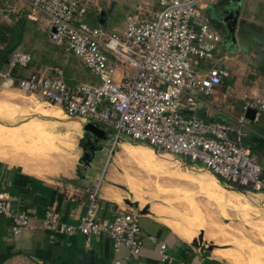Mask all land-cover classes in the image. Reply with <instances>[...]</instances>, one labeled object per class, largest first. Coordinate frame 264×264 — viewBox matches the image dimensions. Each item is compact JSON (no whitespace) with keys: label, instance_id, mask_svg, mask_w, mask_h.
Masks as SVG:
<instances>
[{"label":"built area","instance_id":"obj_1","mask_svg":"<svg viewBox=\"0 0 264 264\" xmlns=\"http://www.w3.org/2000/svg\"><path fill=\"white\" fill-rule=\"evenodd\" d=\"M215 1L161 0V8L151 16L127 14L121 33L90 25L83 0H31L28 19L38 21L45 15L51 40L78 57L97 79L72 84L61 72L23 74L32 61L31 53L24 51L11 54L0 76L6 86L36 95L71 116L103 124L115 141L125 137L148 143L190 158L229 184L264 193V165L244 142L246 111L255 110V119L264 114V84L255 94H245L243 112L234 123L186 111L195 108L198 94L212 93L225 75L211 65L223 42L206 11ZM99 190L96 186L90 191L78 223L62 221L50 210L44 226L68 236L106 234L113 242L114 264L131 262L144 247L141 214L120 209L110 218L101 217ZM0 215L11 219L15 236L32 226L30 213L17 207L6 191L0 192ZM149 238L166 261L167 243L154 235Z\"/></svg>","mask_w":264,"mask_h":264},{"label":"rangeland","instance_id":"obj_2","mask_svg":"<svg viewBox=\"0 0 264 264\" xmlns=\"http://www.w3.org/2000/svg\"><path fill=\"white\" fill-rule=\"evenodd\" d=\"M30 1L0 0V26L9 30L7 38L13 43L17 34L15 28L25 18L24 10ZM83 1L90 10V18H87L90 25L99 26L100 19L104 18L102 26L107 32L121 33L125 30L127 14L151 16L162 6L161 0ZM260 1L264 2L246 0L234 38L225 33L232 43L227 53L232 50V80L236 88L230 92L226 87L222 90L227 93L226 101L238 108L245 98L242 90L259 89L264 84V3ZM232 3L233 0H216L214 4L219 8ZM20 26V43L24 49L33 48L37 53L42 47L53 48L54 43L47 39V34H43L46 38L39 37L40 40L32 42L25 24ZM58 54L64 65L71 64L76 70L78 78L73 80L86 82L84 73L97 79L89 69H83L75 55ZM225 62L228 65V61ZM3 82L0 78L1 160L21 161L24 166L54 180L86 178L88 164L106 149L102 154L104 176L108 177L114 166L116 173L112 183L126 197L139 202L140 209L150 207L154 213L164 215L165 221L181 234L195 239L190 241L193 246L211 256L232 264H261L256 261L254 250L264 251V193L229 186L204 166L183 164L176 155L159 152L129 138L117 142L108 133L107 138L94 141L84 131V120ZM200 97L211 98L204 93ZM54 112L60 113L63 121H59ZM67 122L74 127L69 128ZM91 144L101 147L100 150L95 153V149L89 148Z\"/></svg>","mask_w":264,"mask_h":264},{"label":"crops","instance_id":"obj_3","mask_svg":"<svg viewBox=\"0 0 264 264\" xmlns=\"http://www.w3.org/2000/svg\"><path fill=\"white\" fill-rule=\"evenodd\" d=\"M239 1L241 2L240 14H244V7L247 5L246 0H233L232 5L225 7L218 8V5L212 4L206 8L212 25L218 28L224 36L227 34L228 37H231L230 35H232V14L237 9ZM260 3L264 2L260 1ZM27 8H25V12ZM89 12L88 9L86 21L87 18H90ZM101 19L103 23H98L99 26L105 24L104 18ZM21 21L19 22L20 25L25 24L32 42L40 40L37 39L39 37L46 38L43 34H47V39L54 43L53 48L42 47L39 52L37 50V53L32 50L33 48L30 51L24 49L25 47L20 43L14 51L29 52L32 55V60H34L21 72L26 75L31 72H43L49 75H58L59 72L62 74L65 72L69 78H78L72 65L68 63L64 65L62 59L58 58L60 56L58 53L61 52L64 55L75 56L68 53L63 45L51 40V29L45 15L42 14L38 21L30 20L27 16ZM20 25L16 29L19 30L21 37L22 28ZM222 25L228 28V31ZM8 31H6V27L0 26V53L8 49V44L11 46L15 44L7 38ZM229 44L232 43H229L228 39L224 37L221 52L211 62V65H215L225 72L222 83L212 93H204L211 98H201L202 93L198 94L199 99L195 108L189 111L186 110L188 113H195L205 120L220 119L234 123L243 112V101L240 103V108H238V105L235 107L225 99L227 93L224 91L227 89V92H230L236 88V82L232 80V50L227 53V50L230 49ZM10 57L11 55L8 59ZM75 58L83 64L79 58ZM8 61L6 63L0 62V68L6 69ZM225 61H228V65ZM84 67L86 66L83 64V69ZM67 75L63 76L68 78ZM83 75H85L83 79L86 82L96 80L93 76L86 75V73ZM227 77H229V80L226 79ZM0 78L3 79L1 76ZM225 81H227L226 86L224 85ZM69 82L76 84L85 81L73 80ZM224 87L226 88L223 91ZM258 90L256 87L244 89L242 90L243 97H245V94L251 96ZM78 119L86 121L83 117H78ZM245 138L248 141L247 144H251L250 147L259 163L264 165V150L260 146L256 147L258 144H264V114L258 119L249 118ZM105 151L106 149H103V152L97 153L98 157L93 158L91 163L88 164L90 166L87 169L86 178L69 177L54 180L26 167L27 165L24 166L21 161L0 159V192H8L14 198L15 205L27 210L32 216V226L23 229L15 236L12 232L11 219L0 215V264H114L116 254L112 239L108 235L92 234L86 236L81 232H76L68 236L44 226V218L50 210L57 212L62 221L78 223L79 218L86 211L90 191L96 186H100L101 217L110 218L120 209H132L139 213L131 204L135 201L126 197L112 183L116 168L113 166L108 177L104 176L105 162L102 154H105ZM178 158L183 164L186 162L187 164L199 165L190 158L183 156H178ZM164 218V215L154 213L150 207L149 212L141 214L144 241L142 254L131 262L123 264H232L193 246L190 243V241H195L193 237L181 234ZM149 235H154L159 240L167 243L169 257L166 261L161 260L162 256L158 246L150 240Z\"/></svg>","mask_w":264,"mask_h":264},{"label":"water","instance_id":"obj_4","mask_svg":"<svg viewBox=\"0 0 264 264\" xmlns=\"http://www.w3.org/2000/svg\"><path fill=\"white\" fill-rule=\"evenodd\" d=\"M240 10H241V2L239 1L238 2V7H237V9H235L234 10V13L232 14L233 16H234V19H233V23H232V25H233V28H231L232 30V32H234V30H235V28H236V26H237V22H238V17H239V14H240ZM101 23H103V20L102 19H100V24ZM63 110V109H62ZM64 111V110H63ZM65 112V111H64ZM69 115V114H68ZM69 116H71V115H69ZM246 116L248 117V118H251V119H254L255 118V110H253V109H248L247 111H246ZM77 117H80V116H77ZM86 119V118H85ZM83 128H84V131L86 132V134H87V136L89 137V138H91L92 140H97L98 141V139H100V138H107L108 137V133H110V134H112V136H113V133H112V130H110V129H108V128H106L103 124H101V123H98V122H96V121H93V120H91V119H86V121H84V123H83ZM111 131V132H110ZM114 137V136H113ZM124 139H125V137H123ZM123 138H121V139H119V140H117V142H120V141H122L123 140ZM130 139V138H129ZM132 140V139H131ZM130 140V141H131ZM133 142H139V143H144V144H147V145H149V146H151L152 148H154L155 150H157V151H159V152H168V151H162V150H159V149H157V148H155L154 146H152V145H150V144H148V143H145V142H141V141H135V140H133ZM90 147L89 148H92V149H95V153H96V151L99 149L100 150V148L101 147H99V146H96V144H91V145H89ZM168 153H170V152H168ZM170 154H172V153H170ZM173 155H175V154H173ZM176 156H178V155H176ZM184 162V161H183ZM185 164H187L186 162H184ZM190 165H192V164H190ZM200 165V164H199ZM202 166V165H201ZM213 173V172H212ZM214 175H216L223 183H225V184H227V185H229V186H233V187H236V185H234V184H229V183H227L226 181H224L222 178H220L217 174H215V173H213ZM237 188H238V186H237ZM240 188V187H239ZM131 204L139 211V213L140 214H144V213H147V212H149V209H148V207H145V208H143V209H140L138 206H139V203L138 202H131ZM203 235V234H202Z\"/></svg>","mask_w":264,"mask_h":264},{"label":"trees","instance_id":"obj_5","mask_svg":"<svg viewBox=\"0 0 264 264\" xmlns=\"http://www.w3.org/2000/svg\"><path fill=\"white\" fill-rule=\"evenodd\" d=\"M17 32V34H16V36L14 37V45H12V46H10V47H8V49H6L4 52H1L0 53V62H4V63H6L7 62V60H9L8 58H9V56L11 55V53L18 47V45L20 44V39H21V37H20V32H19V30H17L16 28H15V33ZM34 60H32L31 61V63L33 62ZM30 64V63H29ZM29 66V65H28ZM20 71V69H16V70H14V73H18ZM67 77H68V75H67ZM67 79V81L69 82V81H73V78H66ZM217 120H220V119H217ZM264 141V140H263ZM244 142L247 144V139L244 137ZM247 145H249V146H251V144H247ZM260 146V148L262 149L263 148V150H264V144H258V146H256V147H259ZM254 150V149H253ZM193 165V164H192ZM201 165V164H200Z\"/></svg>","mask_w":264,"mask_h":264},{"label":"bare ground","instance_id":"obj_6","mask_svg":"<svg viewBox=\"0 0 264 264\" xmlns=\"http://www.w3.org/2000/svg\"><path fill=\"white\" fill-rule=\"evenodd\" d=\"M59 111V110H58ZM50 112V111H49ZM48 112V113H49ZM56 112V111H55ZM53 113L54 115H55V117L56 118H58L59 119V121H61L62 120V118H64V117H62L61 115H60V113ZM60 112V111H59ZM50 114V113H49ZM48 115V114H47ZM53 116V115H52ZM77 117V116H76ZM55 119V118H54ZM53 119V120H54ZM65 120V119H64ZM56 122L58 121L57 119L55 120ZM63 121V120H62ZM66 121V120H65ZM57 123H59V122H57ZM70 123V122H69ZM67 124V126L69 127V126H73V125H70V124ZM74 127V126H73ZM70 128V127H69ZM2 136V135H1ZM0 136V137H1ZM4 138V137H3ZM13 144V143H12ZM168 153V152H167ZM4 155V154H3ZM0 159H3V156H1V154H0ZM214 175V174H213ZM214 176H216V175H214ZM217 177V176H216ZM218 178V177H217ZM219 179V178H218ZM218 181V180H217ZM237 188V187H236ZM254 250V249H253ZM255 251V255L257 256V262L259 263V262H261V264H264V251L262 250V249H259V250H254ZM253 252V251H252ZM254 264V263H253Z\"/></svg>","mask_w":264,"mask_h":264},{"label":"flooded vegetation","instance_id":"obj_7","mask_svg":"<svg viewBox=\"0 0 264 264\" xmlns=\"http://www.w3.org/2000/svg\"><path fill=\"white\" fill-rule=\"evenodd\" d=\"M220 16V15H219ZM219 20H220V18H218ZM233 19H234V17L232 16V23H233ZM221 24L223 23L222 21L220 22ZM229 23V22H228ZM232 23H231V28H233V25H232ZM238 24V23H237ZM223 26V25H222ZM225 29H227V31H228V28H226L225 26H223ZM235 31H236V28H235V30H234V32H232V35H230L231 36V38L233 37L234 38V35H235ZM224 37L226 38V36H224L223 35V39H224Z\"/></svg>","mask_w":264,"mask_h":264}]
</instances>
